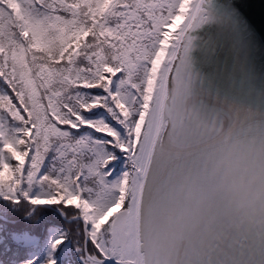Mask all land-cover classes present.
I'll list each match as a JSON object with an SVG mask.
<instances>
[{
	"label": "snow or ice",
	"instance_id": "obj_1",
	"mask_svg": "<svg viewBox=\"0 0 264 264\" xmlns=\"http://www.w3.org/2000/svg\"><path fill=\"white\" fill-rule=\"evenodd\" d=\"M219 0H0V264H264V112L193 33Z\"/></svg>",
	"mask_w": 264,
	"mask_h": 264
},
{
	"label": "water",
	"instance_id": "obj_2",
	"mask_svg": "<svg viewBox=\"0 0 264 264\" xmlns=\"http://www.w3.org/2000/svg\"><path fill=\"white\" fill-rule=\"evenodd\" d=\"M221 4L232 15L213 30L221 45L218 58L211 59L204 47L206 32L192 34L196 38L190 69L192 98L197 106L207 102L209 84L218 80L245 95L254 110L264 112V0H225ZM230 53L239 56L243 68L236 67Z\"/></svg>",
	"mask_w": 264,
	"mask_h": 264
},
{
	"label": "clouds",
	"instance_id": "obj_3",
	"mask_svg": "<svg viewBox=\"0 0 264 264\" xmlns=\"http://www.w3.org/2000/svg\"><path fill=\"white\" fill-rule=\"evenodd\" d=\"M220 3H224L225 0H219ZM233 57V60H234V63L236 65L237 68H243L244 67V62L239 58V56L235 53H230ZM226 56L229 55V53H226L225 54ZM247 95V93H246ZM189 106H192V105H196L198 102L194 99V98H191L189 101Z\"/></svg>",
	"mask_w": 264,
	"mask_h": 264
}]
</instances>
